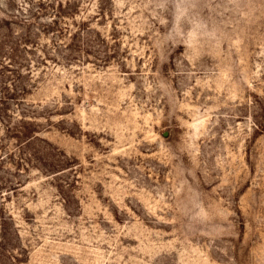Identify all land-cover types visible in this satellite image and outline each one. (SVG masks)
Returning a JSON list of instances; mask_svg holds the SVG:
<instances>
[{
  "label": "rangeland",
  "instance_id": "obj_1",
  "mask_svg": "<svg viewBox=\"0 0 264 264\" xmlns=\"http://www.w3.org/2000/svg\"><path fill=\"white\" fill-rule=\"evenodd\" d=\"M0 264H264V0H0Z\"/></svg>",
  "mask_w": 264,
  "mask_h": 264
}]
</instances>
